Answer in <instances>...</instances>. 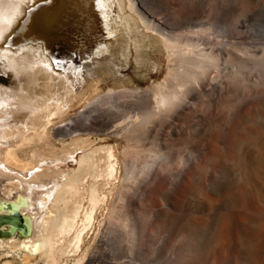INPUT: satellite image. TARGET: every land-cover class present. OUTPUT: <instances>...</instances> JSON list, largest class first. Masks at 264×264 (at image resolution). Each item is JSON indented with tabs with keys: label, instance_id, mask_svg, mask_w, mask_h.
I'll list each match as a JSON object with an SVG mask.
<instances>
[{
	"label": "bare ground",
	"instance_id": "1",
	"mask_svg": "<svg viewBox=\"0 0 264 264\" xmlns=\"http://www.w3.org/2000/svg\"><path fill=\"white\" fill-rule=\"evenodd\" d=\"M38 1L0 0V227L17 229L9 223L13 218L24 223L22 241L18 233L4 242L10 253L24 254L21 264H83L84 242L107 213L120 161L105 138L67 144L55 139L52 127L101 99L114 107L132 104L124 121L83 117L63 136L108 134L116 127L133 147L124 149L125 181L137 184L136 194L142 184L156 185L162 170L174 175L186 169V161L140 151L133 143L169 124L197 83L208 84V71L216 65L212 37L219 35L205 23L178 27L143 0H50L36 8ZM43 39L41 49L35 41ZM163 54L172 64L160 84L140 94L113 93L126 72L158 69ZM19 174L23 179L15 180ZM123 198L129 204V194ZM4 202L12 213L2 208ZM14 232L0 230V237L11 239ZM96 258L97 252L88 264Z\"/></svg>",
	"mask_w": 264,
	"mask_h": 264
},
{
	"label": "rangeland",
	"instance_id": "2",
	"mask_svg": "<svg viewBox=\"0 0 264 264\" xmlns=\"http://www.w3.org/2000/svg\"><path fill=\"white\" fill-rule=\"evenodd\" d=\"M143 1L178 27L205 23L216 30V65L208 71V84H196L169 124L133 143L140 151L188 165L174 175L162 170L157 184H142L140 194L133 180L125 181L129 160L124 149L133 147L116 127L108 134L63 136L84 118L107 115L119 123L134 105L114 107L101 99L52 127L53 134L58 131L55 139L67 144L105 138L115 145L120 161V180L107 213L84 242L83 264L95 252V264H264V0ZM163 57L158 69L126 72L112 86L113 93L128 92L123 97L156 87L172 64ZM128 194L129 204L120 200ZM6 248H0V264L23 262L24 254Z\"/></svg>",
	"mask_w": 264,
	"mask_h": 264
},
{
	"label": "water",
	"instance_id": "3",
	"mask_svg": "<svg viewBox=\"0 0 264 264\" xmlns=\"http://www.w3.org/2000/svg\"><path fill=\"white\" fill-rule=\"evenodd\" d=\"M50 3H51V1H50ZM40 6H43V5H40ZM45 40V39H44ZM19 216V215H18ZM9 223H13L12 225H18L19 226V228H21V227H23V225L21 226V225H19L20 224V222H19V219H17V218H13V219H11V222H9ZM22 224V223H21Z\"/></svg>",
	"mask_w": 264,
	"mask_h": 264
},
{
	"label": "snow or ice",
	"instance_id": "4",
	"mask_svg": "<svg viewBox=\"0 0 264 264\" xmlns=\"http://www.w3.org/2000/svg\"><path fill=\"white\" fill-rule=\"evenodd\" d=\"M45 2H48V0H45Z\"/></svg>",
	"mask_w": 264,
	"mask_h": 264
}]
</instances>
